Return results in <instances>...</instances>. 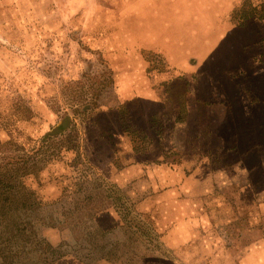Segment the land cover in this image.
<instances>
[{
	"label": "rangeland",
	"instance_id": "rangeland-1",
	"mask_svg": "<svg viewBox=\"0 0 264 264\" xmlns=\"http://www.w3.org/2000/svg\"><path fill=\"white\" fill-rule=\"evenodd\" d=\"M142 1L0 0V264L264 259L247 261L264 246V0H218V60L188 75L140 45L165 5L200 1L148 0L146 18Z\"/></svg>",
	"mask_w": 264,
	"mask_h": 264
},
{
	"label": "crops",
	"instance_id": "crops-1",
	"mask_svg": "<svg viewBox=\"0 0 264 264\" xmlns=\"http://www.w3.org/2000/svg\"><path fill=\"white\" fill-rule=\"evenodd\" d=\"M152 1V0H151ZM200 3L198 6H190L187 5H178L175 6L174 4L165 5V9L163 13H170L166 17H164L163 22H157V18L161 17V15H153L154 21L151 22L148 26L141 25L140 27L148 29L146 32L150 33V35L153 36L151 40L144 41V44L140 45L142 49L146 50H153L157 52L163 59H166L169 63V65L179 70L180 67H182L181 64H185L186 68L185 70L188 73L190 72L189 69L191 68L188 65L189 60H200L203 61L204 59H214V56L211 54L214 48V42H216L218 39L216 37V24L213 26L211 24H208L206 21L207 19H210L211 13L214 11V9L217 7L218 0H199ZM213 1V3H212ZM227 3V0H226ZM142 4H145L146 6L141 9V12L143 13V17L146 18L148 12H156L154 7L149 6L148 4H151L148 0L147 2L142 1ZM153 6V4H151ZM172 12H185L182 15H179L178 17H175L172 15ZM157 22V23H156ZM163 26H164V35H162L163 32ZM138 27V28H140ZM230 27H232L230 25ZM237 28V27H232ZM209 32L212 34V36L209 34ZM214 34V35H213ZM121 38V37H120ZM118 38V41L120 42L121 39ZM148 39V38H147ZM201 45V47H198V45ZM215 54V53H214ZM199 61V62H200ZM199 64V63H198ZM198 67V66H196ZM193 69V68H191ZM172 71V70H171ZM177 74H180L179 72H176ZM141 74V73H140ZM136 76L137 74H129V76L132 78V76ZM172 73L167 74V70L156 73H142L140 76L145 79L146 82L151 83L153 82H168L171 78ZM167 76V77H166ZM169 76V77H168ZM126 84V90L132 88L131 85ZM142 85H140L141 87ZM130 87V88H129ZM139 88V85H138ZM137 89H133L134 91H138ZM153 92L156 93V90L153 88L146 87L144 92ZM152 93H150L151 95ZM153 95V94H152ZM138 99H140V103L142 108L144 107H150L152 109H155L159 105H162L160 100H157L155 98H151L149 96H138ZM153 101L155 103L149 104L148 101ZM145 103L147 104L145 106ZM143 114V113H142ZM153 113L146 114L147 116H151ZM140 119L134 120L132 123H136L134 125L140 124ZM142 124L148 123L147 120H145L142 117ZM140 127V126H139ZM170 173H172L171 169H168ZM177 171V168L175 169V172ZM255 253L264 254V246L261 245L259 247L254 248L253 253L250 255V258L247 259V261L251 260ZM245 261V262H247ZM255 263L258 262L256 259L254 261ZM248 264H251L249 261ZM253 264V262H252ZM260 264H264V259L260 260Z\"/></svg>",
	"mask_w": 264,
	"mask_h": 264
},
{
	"label": "trees",
	"instance_id": "trees-1",
	"mask_svg": "<svg viewBox=\"0 0 264 264\" xmlns=\"http://www.w3.org/2000/svg\"><path fill=\"white\" fill-rule=\"evenodd\" d=\"M258 18L264 19V13L262 15H260Z\"/></svg>",
	"mask_w": 264,
	"mask_h": 264
}]
</instances>
